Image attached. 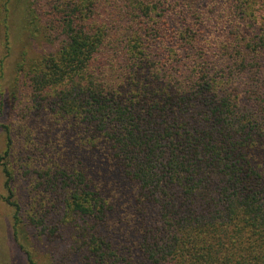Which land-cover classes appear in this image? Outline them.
I'll return each instance as SVG.
<instances>
[{"label": "trees", "instance_id": "trees-1", "mask_svg": "<svg viewBox=\"0 0 264 264\" xmlns=\"http://www.w3.org/2000/svg\"><path fill=\"white\" fill-rule=\"evenodd\" d=\"M23 32L0 200L30 264L21 226L57 264H264V0H31Z\"/></svg>", "mask_w": 264, "mask_h": 264}, {"label": "rangeland", "instance_id": "rangeland-1", "mask_svg": "<svg viewBox=\"0 0 264 264\" xmlns=\"http://www.w3.org/2000/svg\"><path fill=\"white\" fill-rule=\"evenodd\" d=\"M8 2V3H7ZM31 0H0V60L4 58V77L1 82L3 90L8 92L9 88L13 85V71L15 70L16 61L22 57L23 50H28L29 56H33L39 53L45 44L43 42L28 40L27 36L23 32L25 25V15L27 13L28 5ZM4 6H7L9 12V27H10V46L11 53H7L4 47V26L3 21L5 15ZM13 114L9 108L5 110V114L2 121L9 122L13 118ZM5 137L4 133L0 129V153L4 150ZM4 176L0 168V196H5L6 191L4 188ZM46 195H41V198ZM13 209L0 200V264H30L27 256L23 253L17 243L14 240V233L12 229V217ZM22 220L25 222L28 220L26 213L21 214ZM27 228V229H26ZM21 226L19 232L21 242L28 252L32 254V258L35 264H57V262L49 261L46 258L44 248L40 243L41 230L36 229L32 225L27 227ZM60 240H58V243ZM56 247V248H55ZM53 248L56 249V255H60L64 252L66 246L64 244H55ZM77 260L73 259L70 264H77Z\"/></svg>", "mask_w": 264, "mask_h": 264}]
</instances>
